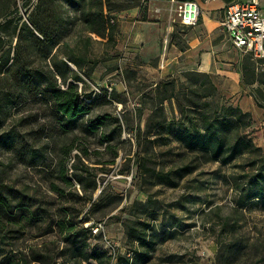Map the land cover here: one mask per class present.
I'll return each instance as SVG.
<instances>
[{
    "label": "rangeland",
    "instance_id": "rangeland-1",
    "mask_svg": "<svg viewBox=\"0 0 264 264\" xmlns=\"http://www.w3.org/2000/svg\"><path fill=\"white\" fill-rule=\"evenodd\" d=\"M29 1L0 0L2 181L14 192L33 195L49 203L56 197L52 185L65 186L57 165L60 145L73 143L67 166L73 184L64 188L82 194L81 184L73 178L76 173L87 193L97 198L96 206L90 209L87 206L79 215V218L89 217L84 226L93 223L85 233L91 247L100 250L114 247L116 257L128 253L138 244V241L132 244L128 240L129 225L133 232L139 227L144 229L153 244L147 264H264V199L249 200L245 196L254 182L250 176L255 171L254 166L246 153L238 154L230 162H221L205 161L200 153L185 152L175 133L190 124L187 116L194 108H188V112L180 116L174 97L160 104L155 85L160 79L149 77L143 68L134 69L124 61H117L115 49L105 39L93 35L95 41L90 48L91 56L99 60L96 71L103 77L106 71L113 74L103 80L92 74L83 75L84 85L79 83V87L92 93L94 105L89 114L63 127L47 105L39 97H33L23 83L7 71L18 41L30 68L49 63V57L44 56V50L33 36V33L40 36L36 30L32 29L31 33L24 28L18 36L19 28L25 24L31 26ZM260 2L264 8V0ZM59 3L64 12L62 17L66 13L73 15L72 5L66 1ZM172 6L169 13L173 12L175 30L187 32L184 27L187 25L179 21L176 9L171 11ZM73 32L76 33V27ZM71 37L74 38L73 33ZM107 58L111 61L105 60ZM253 61V82L245 83L244 78L243 82L248 92L263 105L258 106L262 112L252 116L251 125L240 129V133L248 134L255 144L262 145L264 60ZM69 67L76 69L71 62ZM173 77L183 103H187L190 96L198 98L192 92L194 86H187L185 71ZM245 77L249 78L250 74ZM110 86L113 87L109 89ZM12 96L14 99L10 100ZM213 98L215 105H238L219 90ZM203 103L204 98H198L196 112H200ZM160 107L167 121H171V127H148V118L161 113ZM211 111L215 115L214 106ZM80 149L86 150L81 159L92 167L90 173L84 171L80 163L76 169L71 168L73 154ZM184 163L198 165L181 175ZM167 171L171 178L163 179L161 174ZM224 216L231 217L227 230L222 221ZM43 217L40 212L22 232L7 233L5 237L0 234V257L9 251L29 252L30 248L44 244L56 250L60 236L56 230L45 232ZM116 259L111 264H115ZM56 264L64 263L59 258ZM89 264L97 263L90 260Z\"/></svg>",
    "mask_w": 264,
    "mask_h": 264
},
{
    "label": "trees",
    "instance_id": "trees-1",
    "mask_svg": "<svg viewBox=\"0 0 264 264\" xmlns=\"http://www.w3.org/2000/svg\"><path fill=\"white\" fill-rule=\"evenodd\" d=\"M60 1H66L74 7L73 15L67 13L62 17ZM27 4V2H26ZM133 7H139L141 18H146L147 1L142 0H37L32 5L30 13V25L19 28L18 36L25 28L33 33L36 30L40 36L33 33L39 46L44 50V56L49 57V63L43 67L30 68L28 57L23 55L20 41L15 47L14 56L8 68L17 80L23 83L24 88L33 97H39L51 114L55 117L60 126L66 127L73 124L77 119L89 114L94 105L95 97L86 92L79 83L84 85L83 75L92 74L99 60L91 56V43L95 41L93 35L105 39L111 48H115V25L109 23L108 19L114 17L112 14ZM76 27V33L73 29ZM73 33L74 38L71 37ZM21 40V39H20ZM71 40V41H70ZM110 58H113L112 56ZM107 58L105 60H109ZM241 61L242 82L251 84L254 79L253 60L251 53L243 55ZM102 60V61H105ZM69 62L76 66L70 69ZM86 65V66H85ZM112 70V69H108ZM117 70V69H116ZM250 77H245V74ZM188 79L187 86H194L192 91L198 98H204L203 106L196 112L198 98L190 96L187 103H183L176 92V79L173 76L158 80L156 90L160 95L159 103L167 98H175L180 116L188 112V108H194L187 116L190 124H185L175 133L176 139L183 146L185 152L200 153L205 161L218 160L230 162L239 154L246 153L248 160L254 166L252 180L253 185L248 187L245 193L247 199H264V140L262 145L254 143L248 134H241L240 129L250 126L252 115L249 111H243L239 105L231 103L221 105L214 104V94L218 91L212 79L206 72L185 71ZM243 82V83H244ZM14 99V96L10 100ZM258 106H263L257 98ZM214 104V105H213ZM162 106V105H160ZM215 108V115L212 107ZM162 107L161 113H154L148 118V127H171V121H167ZM150 131V129H148ZM73 143H62L60 154L57 159L59 177L64 181L65 186L72 185V179L68 176V163L74 149ZM80 152V153H79ZM73 154L74 161L71 168H77L80 163L83 170L90 173L92 167L82 161L86 150L80 149ZM181 154V153H179ZM198 164L184 163L180 170L183 173L193 171ZM163 179H169L170 172L161 174ZM75 181L81 184L82 194L78 191H66L64 187L56 183L51 189L56 197L45 203L33 195L23 194L20 191L14 192L13 188L4 183L0 177V234L11 232H22L24 228L32 224L34 217L41 212L44 215L45 232L57 231L59 241L56 250L47 248L46 245L30 248L29 252L9 251L0 257V264H56L58 259L64 264H89L90 260L97 264H147L151 259L150 249L153 247L146 231L142 228L133 229L128 227V240L132 244L138 241L128 253L118 255L117 252L110 253L109 249L100 250L91 247L85 233L87 227L84 223L89 220L88 216L79 218L84 209L97 205L91 194L84 188L81 177L75 173ZM219 209V207H217ZM87 211L85 212V214ZM231 217L222 218L227 230ZM132 222V221H131ZM133 223V222H132ZM2 230H5L4 233Z\"/></svg>",
    "mask_w": 264,
    "mask_h": 264
},
{
    "label": "crops",
    "instance_id": "crops-1",
    "mask_svg": "<svg viewBox=\"0 0 264 264\" xmlns=\"http://www.w3.org/2000/svg\"><path fill=\"white\" fill-rule=\"evenodd\" d=\"M178 1L147 0L145 19L141 18L139 7L113 13L116 60L134 69L143 68L153 79L183 71L206 72L217 89L243 111L253 117L261 114L262 109L242 82L244 54L230 44L221 27L225 7L232 0H196L201 8L199 19L195 25L184 26L185 33L175 30L173 12L169 13L170 5L173 4V11ZM106 73L103 77L95 68L92 76L103 80L113 74Z\"/></svg>",
    "mask_w": 264,
    "mask_h": 264
},
{
    "label": "built area",
    "instance_id": "built-area-1",
    "mask_svg": "<svg viewBox=\"0 0 264 264\" xmlns=\"http://www.w3.org/2000/svg\"><path fill=\"white\" fill-rule=\"evenodd\" d=\"M36 1L30 0L29 3L33 5ZM176 11L182 24L192 26L198 22L201 8L196 0H180L176 4ZM108 21L111 24L116 20L110 17ZM221 27L233 47L243 54L251 53L254 59L264 58V8L260 0L228 2ZM115 251L114 247L109 249L110 253Z\"/></svg>",
    "mask_w": 264,
    "mask_h": 264
}]
</instances>
